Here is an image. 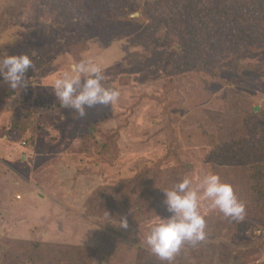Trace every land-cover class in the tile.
<instances>
[{
    "label": "rangeland",
    "instance_id": "1",
    "mask_svg": "<svg viewBox=\"0 0 264 264\" xmlns=\"http://www.w3.org/2000/svg\"><path fill=\"white\" fill-rule=\"evenodd\" d=\"M201 1L197 15L192 0H0V58L33 64L28 87L0 84V264H162L143 243L157 215H169L162 190L209 170L249 219L224 224L223 236L207 229L170 264H264V213L250 173L238 172L244 154L264 155V39L254 33L228 54L225 30L216 38L226 53L203 51L193 64L207 29L229 27L224 5ZM251 3L244 18L263 19L252 27L264 32V0ZM80 60L100 67L118 101L83 117L46 112L59 105L54 79ZM106 191L148 217L119 227L113 202L99 213Z\"/></svg>",
    "mask_w": 264,
    "mask_h": 264
},
{
    "label": "clouds",
    "instance_id": "2",
    "mask_svg": "<svg viewBox=\"0 0 264 264\" xmlns=\"http://www.w3.org/2000/svg\"><path fill=\"white\" fill-rule=\"evenodd\" d=\"M32 67L27 54L3 56L0 58V84H6L13 91L28 87L25 80ZM103 79L100 67L91 60L73 62L54 79L51 94L61 107L83 117L86 108L110 106L118 101L120 91L105 87ZM162 191L169 215L166 218L157 215L143 241L162 264H170L185 245L194 246L207 238V211H218L233 220H242L245 214V206L238 200L233 187L211 170L191 179L185 177L171 189ZM202 209L206 210L202 212ZM119 227H128L126 219L119 221Z\"/></svg>",
    "mask_w": 264,
    "mask_h": 264
},
{
    "label": "trees",
    "instance_id": "3",
    "mask_svg": "<svg viewBox=\"0 0 264 264\" xmlns=\"http://www.w3.org/2000/svg\"><path fill=\"white\" fill-rule=\"evenodd\" d=\"M193 3V9L191 10H187L188 13L190 14H195L197 13V6L202 5L205 3L203 1H199V0H192ZM199 1V2H197ZM213 1H218L219 5L222 4L224 5V8H226V10H224L220 17L222 18V16L224 17L223 19H226L227 24L229 27H221V24H223L221 21L217 22L218 26H215V28L211 27L209 29H207V32H209V39L207 38V42H206V47L208 48H204V46H195L192 50L189 51V60H191V58H194L193 60V64L196 63L198 61V58L200 56V54L203 51H207V54L209 57L210 55H214L216 56V54H220L222 52L226 53V51H224L221 46L220 43H218L217 45V38L216 36L221 32H226L225 30H227V34L229 35L227 37V43L226 45L229 46V48L227 49V53L230 52V48L233 46H236L238 49L244 48V47H249L251 45V41L249 40V37L252 36V34L259 32L260 34V39H264V32L262 31V29L260 28H255L252 27L253 25L259 24L262 26V21L263 19H261L260 21L252 18H248L245 16L244 18V12L246 9H249L250 6L249 4H252L251 2L253 0H213ZM230 4V6H229ZM192 5V4H191ZM207 5V3H206ZM228 9V11H227ZM211 11V10H210ZM227 11V12H226ZM200 13H197V15H199ZM199 17V16H198ZM153 18V19H152ZM150 19V21L153 23V27H158L156 26L154 23L156 21V19L154 17H152ZM221 19V20H223ZM154 21V22H153ZM162 23V22H160ZM260 26V27H261ZM197 25H192L191 28H194V31L196 30ZM154 32L156 33L155 28ZM205 30V27H204ZM204 30L202 29V34L203 36H205L206 34L204 33ZM233 38L232 40H229ZM219 42V40H218ZM213 43H216V45H214ZM172 49V48H171ZM204 49V50H203ZM175 51V50H174ZM176 53V52H175ZM229 54V53H228ZM231 55V54H230ZM206 67L209 69V67L206 65ZM208 72V71H207ZM213 74V73H211ZM47 101H51V99H48ZM59 105L55 106H46L45 107V111L46 112H55V113H60L62 112V110L64 109L63 107H61L60 103H58ZM68 110V109H66ZM71 111V110H70ZM39 112V110L37 111ZM24 114H25V110H24ZM23 114V115H24ZM37 115L36 112H31V114H28V117H25V115L22 117V120L24 119L25 121H27L32 117L34 118V116ZM66 115V114H65ZM71 117V116H70ZM69 117V118H70ZM253 120L258 121L259 116L258 115H253L252 116ZM34 133V131H33ZM248 158L247 162L245 163H241V167H239L238 172L239 173H250V177H245V180H249L251 181V187L248 190V193L251 191L252 193V200L251 202L258 208H260L264 213V155L262 154L260 157H256L255 159H250V157L246 156V154H244L242 156V159ZM222 165V164H221ZM133 181V180H132ZM99 196H102L103 203L100 206V212L101 215L104 214V208L107 209L106 211H110L109 205L111 206V202H113V207L111 208L113 210V215L117 216L118 219H126L127 222H135L137 223V221L142 220L146 217H148L147 215H145L144 213H142V211H138L137 209H132V206H129L128 203L125 202H120L119 198L113 196V193L111 192H101L99 193ZM100 217V216H99ZM249 219L248 217L245 216L243 217V220H247ZM206 220V230L212 227H215V233L219 234L221 236L222 233V228L224 227V224L227 225V227L230 230V227L228 225H230V222H234V220H228V218L224 217L223 215H219L216 218H214L213 216H208L205 218ZM212 221H215L216 224H213ZM219 223V224H218ZM210 224V225H209ZM233 226V225H230ZM214 233V234H215ZM226 235V234H225ZM56 247V245H51ZM43 248L47 249V245H43ZM45 252H48V250H45ZM45 258H50V254L46 253V255H44Z\"/></svg>",
    "mask_w": 264,
    "mask_h": 264
}]
</instances>
